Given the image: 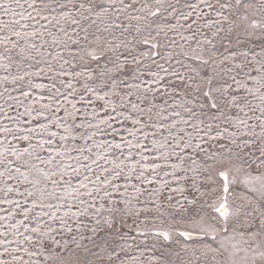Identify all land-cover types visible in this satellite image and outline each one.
I'll list each match as a JSON object with an SVG mask.
<instances>
[{
    "label": "snow or ice",
    "instance_id": "1",
    "mask_svg": "<svg viewBox=\"0 0 264 264\" xmlns=\"http://www.w3.org/2000/svg\"><path fill=\"white\" fill-rule=\"evenodd\" d=\"M0 264H264V0H0Z\"/></svg>",
    "mask_w": 264,
    "mask_h": 264
},
{
    "label": "rangeland",
    "instance_id": "2",
    "mask_svg": "<svg viewBox=\"0 0 264 264\" xmlns=\"http://www.w3.org/2000/svg\"><path fill=\"white\" fill-rule=\"evenodd\" d=\"M0 74H2V73H0Z\"/></svg>",
    "mask_w": 264,
    "mask_h": 264
}]
</instances>
